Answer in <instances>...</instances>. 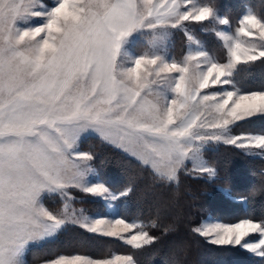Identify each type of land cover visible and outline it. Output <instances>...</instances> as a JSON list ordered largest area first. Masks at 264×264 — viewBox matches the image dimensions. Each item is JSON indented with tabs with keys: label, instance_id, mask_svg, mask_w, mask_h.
Wrapping results in <instances>:
<instances>
[{
	"label": "snow or ice",
	"instance_id": "obj_1",
	"mask_svg": "<svg viewBox=\"0 0 264 264\" xmlns=\"http://www.w3.org/2000/svg\"><path fill=\"white\" fill-rule=\"evenodd\" d=\"M193 23L222 42L224 62L189 31ZM218 26L231 22L214 0H0V264H25L30 245L55 239L70 223L136 249L158 239L146 230L154 222L95 218L72 207V190L113 209L133 191H114L99 179L93 155L78 150L84 133L150 167L162 185H178L182 171L214 176L200 155L211 141L264 153V134L231 135L240 122L264 121V85L250 90L236 80L238 65L264 64V15L249 10L234 30ZM172 31L188 41L180 60L168 50ZM137 37H148L139 53L130 51ZM154 93L156 102L148 100ZM208 101L217 118L207 127L219 134L204 135L197 123L198 106ZM45 194L60 196L63 207H45ZM192 231L264 261V220H206ZM44 264L136 261L56 255Z\"/></svg>",
	"mask_w": 264,
	"mask_h": 264
},
{
	"label": "trees",
	"instance_id": "obj_2",
	"mask_svg": "<svg viewBox=\"0 0 264 264\" xmlns=\"http://www.w3.org/2000/svg\"><path fill=\"white\" fill-rule=\"evenodd\" d=\"M214 3L233 28L248 9L258 16L264 15V0H214ZM189 30L224 62L225 49L213 33L202 31L201 25L195 23L189 24ZM187 44L184 33L174 31L170 44L174 53L179 57L184 55ZM238 67L241 68L236 77L238 85L250 90H259L264 85V64L257 61ZM231 132L264 134V121L240 122ZM81 149L93 155L92 162L100 178L114 191L132 187V193L117 204L119 214L127 221L154 222L157 226L146 230L158 239L136 249L117 237L90 233L70 223L55 239L33 245L27 253L29 264H40L56 255L108 259L115 254L130 255L136 264H264L246 250L213 245L192 231L208 215L229 223L243 218L264 220V153L255 150L248 154L247 150L236 146L211 142L202 153L214 167V176L182 171L178 185H162L154 178L150 167L99 135L84 137ZM72 192L76 196L75 204L87 212L106 213L104 201L78 190ZM45 203L54 211L63 207L62 199L56 194L46 196ZM166 228L171 230L165 232Z\"/></svg>",
	"mask_w": 264,
	"mask_h": 264
},
{
	"label": "rangeland",
	"instance_id": "obj_3",
	"mask_svg": "<svg viewBox=\"0 0 264 264\" xmlns=\"http://www.w3.org/2000/svg\"><path fill=\"white\" fill-rule=\"evenodd\" d=\"M16 2H22V0H16ZM23 2H26V0H23ZM43 2L44 3H46V4H48L49 6L50 5H52L53 3H55V0H43ZM250 9H248L247 11H249ZM251 11V10H250ZM31 22H34V23H39L40 21H39V19H36V18H33V20L31 21ZM238 26V25H237ZM236 26V27H237ZM210 27V26H209ZM219 28H223L224 30H226V31H230V30H234V28L231 26V28H229L228 26H218ZM190 31V30H189ZM191 32V31H190ZM173 33H174V31H172L171 33H170V35H169V40H168V50H169V52L173 55V56H175L176 58H177V60H180L184 55H185V53H184V55H182V56H178V55H176L175 53H174V51H173V49H171V47H170V44H171V42H172V35H173ZM192 33V32H191ZM193 34V33H192ZM196 37V36H195ZM197 38V37H196ZM148 39V37H137L136 38V40L133 42V44L130 46V51H133V52H135V53H139V52H142V51H144L145 49H146V40ZM198 39V38H197ZM246 40H248V41H255L256 40V37H247V38H245ZM199 40V39H198ZM201 43H202V41L201 40H199ZM203 44V43H202ZM187 51V50H186ZM152 69L151 68H149V71H151ZM193 68L190 66V68H189V74L191 75L192 73H193ZM158 83H160V84H163L164 83V81L163 80H159L158 81ZM219 87L220 86H216V89H219ZM242 87H244V88H246L245 86H242ZM216 89H203V90H201L202 91V93H209V92H211V91H214V90H216ZM148 100H150V101H153V102H156L157 100H158V97L155 95V93L152 95V96H149L148 97ZM197 114L199 115V117H200V119L197 121V123L199 124V123H204V125H205V128L202 130V134H204V135H211L213 132H216V134H219V130H214V129H210V128H208L207 127V125L210 123V122H212V121H214L216 118H217V114L215 113V110H214V108L211 106V101H208V102H205L203 105H200V106H198V111H197ZM89 135H98V134H96V133H91V132H87V133H84V134H82L81 135V137H80V140H79V142H78V150L79 151H81V152H87V151H85V150H82L81 149V141H82V139L84 138V137H86V136H89ZM231 135H233V136H237V135H235L233 132H231ZM211 142H216V141H211ZM211 142H208V143H205V145H204V147L205 146H207V145H209V143H211ZM111 144V143H110ZM203 147V148H204ZM119 149H121V148H119ZM122 150V149H121ZM203 150V149H202ZM200 155H201V157H202V159L204 160V161H206L207 162V160L205 159V157H204V155H203V153H202V151H201V153H200ZM207 164L210 166V167H212V168H214L210 163H208L207 162ZM187 166H190L191 168H192V164L191 163H188L187 164ZM91 167L93 168V169H95V172L98 174V171H97V169H96V167L93 165V162L91 161ZM208 175V174H207ZM98 176H99V174H98ZM90 179H95V177H90ZM99 179L100 180H102V181H104L103 179H101L100 178V176H99ZM105 182V181H104ZM73 191V190H72ZM48 195H51V194H45V196H44V198H43V204H44V206L45 207H47L46 206V203H45V197L46 196H48ZM71 195L73 196V197H76L75 196V194L73 193V192H71ZM106 206H107V209H106V213L104 214V215H100V214H95V213H89V212H87L85 209H84V207H82V206H78V205H76L75 204V200L72 202V207L73 208H75V209H77V210H83V213H84V215L85 216H90V217H95V218H104V219H108V220H111V219H113V218H116L117 217V214H119V211H118V206H116L115 207V209H113L112 207H110L108 204H106ZM48 208V207H47ZM62 207H59V209H61ZM58 209V210H59ZM57 210V211H58ZM119 218H122L121 216H120V214H119ZM134 220H140V221H143L144 223H145V221L144 220H141V219H134ZM212 221V222H215V221H222V220H219V219H216V218H214L212 215H208L202 222H205V221ZM201 222V223H202ZM222 222H224V221H222ZM200 223V224H201ZM225 223H229V222H225ZM199 224V225H200ZM198 225V226H199ZM250 239H252V240H255V239H257V235L256 234H250V237H249ZM42 243V242H41ZM37 244H40V243H37ZM37 244H32V245H30L26 250H25V253H24V256H23V259H24V261H25V264H29V262H28V260H27V253H28V251H29V249L33 246V245H37ZM73 256V255H72ZM82 256H85V255H82ZM116 256H120L121 258H123V257H126V256H130V255H126V254H115L113 257H111V258H114V257H116ZM111 258H108V259H111ZM40 264H44V262L43 263H40Z\"/></svg>",
	"mask_w": 264,
	"mask_h": 264
}]
</instances>
